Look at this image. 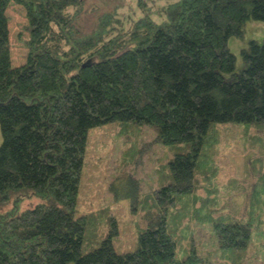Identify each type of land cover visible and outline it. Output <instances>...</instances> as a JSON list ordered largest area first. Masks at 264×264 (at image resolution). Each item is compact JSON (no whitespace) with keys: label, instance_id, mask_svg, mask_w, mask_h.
<instances>
[{"label":"trees","instance_id":"16d2710c","mask_svg":"<svg viewBox=\"0 0 264 264\" xmlns=\"http://www.w3.org/2000/svg\"><path fill=\"white\" fill-rule=\"evenodd\" d=\"M84 2L0 0V211L12 206L0 212V264H203L194 253L176 257L166 212L149 214L137 248L123 254L113 249L112 216L103 238L88 226L97 214L75 217L88 131L117 123L127 134L148 125L160 144L184 145L157 199L166 210L193 194L195 206V192L204 189L205 201L189 217L202 222L218 173L216 125L264 130V42H246L239 71L228 47L230 38L244 42L248 23H264V0H168L158 8L161 22L147 15L127 21L112 11L88 32L79 24ZM12 4L24 10L28 33L25 61L16 67L6 16ZM138 7L149 9L144 0ZM247 143L254 150L258 142ZM263 167L262 142L247 160L255 182L245 221L213 224L223 251L245 248L264 222ZM32 196L41 203L18 213Z\"/></svg>","mask_w":264,"mask_h":264},{"label":"rangeland","instance_id":"374dc122","mask_svg":"<svg viewBox=\"0 0 264 264\" xmlns=\"http://www.w3.org/2000/svg\"><path fill=\"white\" fill-rule=\"evenodd\" d=\"M84 1L79 24L81 30L88 32L100 14L112 11L127 21L147 15L155 22H161L164 17L158 8L168 0H144L149 7L146 13L138 7L139 0ZM6 16L10 59L12 66L16 67L24 63L27 55L23 44L28 39L25 12L12 4L6 10ZM245 31L244 42L236 38L228 41V47L236 57L237 71L244 66L241 50L246 47V42H264V23L250 22ZM215 132L216 143L211 150H214L212 154L218 173L212 184L215 191L210 202L199 212L202 222H194L189 217L205 201L204 189L195 192V206L191 200L193 194L180 198V202L166 207V210L159 206L157 199L161 180L162 186L171 180L168 163L174 154L184 153L185 146L160 144L156 141L154 129L148 125L138 126L132 133L126 134L120 131L117 123L88 131L75 217L97 214L99 221H89L88 226H93L97 237L103 238L109 229V215L112 216L117 226V235L112 238L113 249L117 254H123L137 248V238L147 227L148 215L163 211L166 212L168 227L174 230L177 240V258L194 253L203 259V264H264V222L252 228L250 242L243 249L221 250L213 232L216 222L245 221L247 193L255 182L253 173L247 169V160L257 156L264 143V130L251 125L225 123L217 124ZM249 137L257 139L254 150L247 143ZM262 169L264 172V167ZM136 200L141 204H135ZM40 203L39 198L32 196L23 199L16 211L19 213ZM11 208L0 212L7 213ZM106 211L107 215L100 214Z\"/></svg>","mask_w":264,"mask_h":264}]
</instances>
